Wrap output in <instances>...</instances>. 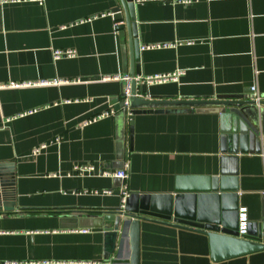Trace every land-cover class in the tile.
<instances>
[{"label": "crops", "instance_id": "obj_1", "mask_svg": "<svg viewBox=\"0 0 264 264\" xmlns=\"http://www.w3.org/2000/svg\"><path fill=\"white\" fill-rule=\"evenodd\" d=\"M116 2L0 3V163L13 162L16 203L0 212V264H111L104 231L86 214L122 204L123 180L102 172L126 161L129 194L174 192L180 176L217 177L220 190L238 193L250 222L264 215V153L238 151L220 113L147 112L133 128L118 117L114 101L124 82L116 77L129 68V50L111 12ZM135 3L143 75L183 70L176 80L146 85L150 95L213 99L253 85L264 94V0ZM67 48L77 56L54 59V49ZM55 79L65 82L5 86ZM257 109L264 141V106ZM90 163L94 174L75 170ZM74 210L78 223L63 220ZM119 258L130 264L128 238ZM140 264H264V250L216 262L204 233L144 219Z\"/></svg>", "mask_w": 264, "mask_h": 264}, {"label": "water", "instance_id": "obj_2", "mask_svg": "<svg viewBox=\"0 0 264 264\" xmlns=\"http://www.w3.org/2000/svg\"><path fill=\"white\" fill-rule=\"evenodd\" d=\"M111 12L123 41L126 42L127 38L129 50V68L124 69V73L131 76L128 104L125 102L124 81L122 92L114 101L120 119L128 121L133 128L137 114L186 112L195 108L215 111L220 113L227 126L225 132L234 140L238 151L264 153L257 111L258 106H264V94H261L260 101L253 99L251 88L244 94L213 99H169L150 95L145 90L146 84L136 80V76L143 75V72L135 0H117ZM15 210L14 165L13 162H1L0 212ZM63 213L65 221L74 219L73 222L78 223L82 218L79 210ZM239 215L238 193L220 190L219 179L209 176H180L174 192H131L118 207L86 214L93 220L92 227L103 229L104 258L111 264L122 261L119 255L126 238L131 248L130 264H140V225L144 219L173 222L179 227L204 233L209 238L211 258L216 262L264 250V215L260 220L249 221L245 234L239 233Z\"/></svg>", "mask_w": 264, "mask_h": 264}, {"label": "built area", "instance_id": "obj_3", "mask_svg": "<svg viewBox=\"0 0 264 264\" xmlns=\"http://www.w3.org/2000/svg\"><path fill=\"white\" fill-rule=\"evenodd\" d=\"M15 1H27V0H15ZM33 1H38L40 3L43 2V0H33ZM160 2H170V3H180V4H192L193 2H196L198 0H157ZM2 2V0H0V3ZM104 15V14H103ZM173 45L172 43H167V44H157V45H146L143 46V49L146 48H159V47H164V46H171ZM77 56V50L72 49V48H67V49H54L53 50V57L55 60H58L60 58H73ZM183 72V70H179L177 72L174 73H168V74H157V75H152V76H136V80L138 82H144L147 86L155 83V82H167L170 80H176L178 79L179 75ZM116 78L121 79L125 82V88H124V93H125V102L126 104H128V98L130 96L131 93V76L129 74H122L117 76ZM65 81H61L58 79L55 80H51V81H46V80H42V81H38V82H16V81H12L9 82L7 84H5V86L7 87H11V88H18V87H23V86H31V85H47V84H59ZM68 82V81H66ZM251 90H252V94H253V99L260 101L262 96H261V92H259L257 86L253 85L251 86ZM39 110V108H34L31 110H28L27 112H25L24 114H32L35 113ZM115 111L109 110L106 112H103L99 115L94 116L91 120H89L90 122L92 121H96L98 119H101L103 117H107L111 114H113ZM44 147V146H43ZM40 149L36 150V152H38ZM75 170L79 171V173L81 175H86V174H94L96 172V166L94 164H76L75 165ZM103 175L105 176H111L114 178H120L123 180V186H122V204L125 202L126 197L129 195V190H128V186L126 184V180L129 177V163L128 161L124 162V165L122 168H119L117 170H113V171H104L102 172ZM95 193H103V194H111L112 190L111 189H107V190H103L101 191H94ZM239 220H240V225H239V233L240 234H245L247 231V224L249 222V217H248V212L246 208H240V215H239ZM86 231V230H84Z\"/></svg>", "mask_w": 264, "mask_h": 264}]
</instances>
